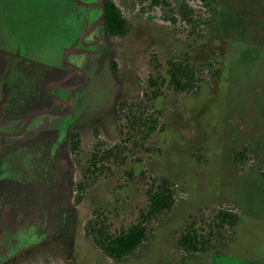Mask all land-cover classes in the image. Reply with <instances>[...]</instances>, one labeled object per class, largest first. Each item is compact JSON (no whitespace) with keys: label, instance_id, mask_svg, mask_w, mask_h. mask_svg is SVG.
<instances>
[{"label":"rangeland","instance_id":"1","mask_svg":"<svg viewBox=\"0 0 264 264\" xmlns=\"http://www.w3.org/2000/svg\"><path fill=\"white\" fill-rule=\"evenodd\" d=\"M82 1L0 0V92L9 88L10 116L18 117L9 133L35 110L63 111L28 89L46 77L40 86L44 93L50 80L60 82L68 75L65 52L82 45L93 11V24L100 17ZM114 1L131 23L130 32L111 39L100 25L94 33L100 39L97 52L69 58L70 64L83 66V79L77 78L71 89L55 90L69 98L76 119L40 116L24 135L6 140L11 155L4 171L9 178L0 180V244L5 231L15 238L8 249L13 256L4 264H264V60L255 72L245 71L254 55L247 38L264 39L263 6L217 0L214 8L225 14L216 25L214 10L202 1L179 0L200 21L212 20L190 33L186 24L166 19L169 9ZM179 55L189 56L196 69L197 92L177 94L166 83L157 112L160 127L147 144L150 152L110 165L74 203L73 186L81 172L71 159L68 133H80L83 162L98 141L117 144L119 102L139 100L149 77L157 76L156 68L165 73L167 61ZM24 60L40 61L45 68L36 65L24 76ZM13 65L19 70L12 74ZM3 79H9L8 88ZM58 140L54 152L52 142ZM240 154L245 158L240 160ZM160 179L172 184L173 207L149 222L148 238L133 256L109 259L87 237L88 221L99 214L110 232L127 229L148 209L147 190ZM220 209L241 219L227 248L218 256L186 258L175 244L184 225L200 223Z\"/></svg>","mask_w":264,"mask_h":264},{"label":"trees","instance_id":"2","mask_svg":"<svg viewBox=\"0 0 264 264\" xmlns=\"http://www.w3.org/2000/svg\"><path fill=\"white\" fill-rule=\"evenodd\" d=\"M134 6L146 5L148 8L169 9L171 15H165L167 20L174 24L181 23L190 27V33L200 29V22L206 26L212 24L207 18L200 21L192 7L188 3L173 5V0H126ZM210 10H214V0H201ZM105 18L103 21L107 35L111 39L123 38L131 28V23L126 19L114 0H106L104 3ZM156 67V64L154 65ZM157 76L151 75L148 85L142 90L139 100L119 102L117 118L119 122V142L114 146H107L103 141H98L87 156L85 162L81 161L82 138L79 132L70 134V150L74 161L81 172V180L76 184L78 192L76 203H80L85 191L93 186L110 165H120L130 155L150 152L147 146L154 134L159 130L160 117L157 115L161 97L164 95V86L177 94H194L199 88V81L195 67L190 62L189 56H175L167 61L165 73L162 68H156ZM245 158L240 154L239 159ZM148 193V209L143 211L134 223L127 229L112 233L106 222L99 214L89 220L86 225V235L90 241L102 251L109 259L121 262L133 256L148 238L149 222L157 219L161 214L169 211L175 202V194L172 184L166 179L153 182ZM240 216L229 210H218L208 218H202L199 222L186 223L176 245L178 249L190 257L197 254H209L216 251L221 244L227 241V237L239 224ZM226 244V243H225ZM224 244V245H225Z\"/></svg>","mask_w":264,"mask_h":264},{"label":"flooded vegetation","instance_id":"3","mask_svg":"<svg viewBox=\"0 0 264 264\" xmlns=\"http://www.w3.org/2000/svg\"><path fill=\"white\" fill-rule=\"evenodd\" d=\"M215 1H217V0H214V3H215ZM242 1L244 3H245V1H247L248 3H250V5L251 4L253 5V3H255L254 5H256V7H258V8H259V6H263V16H264V4H262V0H242ZM105 2H106V0H83L80 5L83 6L84 8L92 9V11L93 10H98L99 11V15L96 14V16H100L98 18V20H99L102 17V8H101V6L102 5L104 6V3ZM182 2H185V1H182ZM182 2H179V3H182ZM258 2H261V5L260 4H257ZM202 3L205 5V3L203 1H202ZM263 3H264V0H263ZM222 7H223V5L221 4V8ZM157 8H159V7H157ZM95 12L96 11H93V14L90 15V17L88 19V23L89 22L90 23L88 24V26L85 27V29H86L85 31L89 30L95 24V23L93 24V22H91L93 20V16L95 17ZM224 14H225L224 11L218 12V10H216L214 8V13H213L212 16L214 17V23L216 25H219L217 23V19L220 18V17H222ZM104 18H105V15L100 20V22L97 24L96 28L90 34H88L84 38V40L82 41V45L80 47H77V48L76 47L74 48L73 46L70 47L71 49L81 50V51H85V52L73 54V55H70L68 57V59H67L68 62H65V63L68 66V68L70 69V71H69L68 75L66 76V78L64 80H62L60 82H57L59 80H56V79L50 80L47 83V85L45 87V90H44V93H43L42 88L40 86L46 80L45 79L46 77H44V78H42L40 80V83L37 84V85H40V86L37 87L34 84L32 87H30V90L28 89V93L31 94L32 96L35 95L34 97L37 96L38 99H40V98H46V99H43V100L44 101L45 100H48V102H50L51 104H54V105H56V106H58L60 108H63V111H59L57 109V107H55L54 109H51L50 108L51 110H47V109L46 110H35L32 113H30L29 115L28 114L26 115L25 120L22 123V125H21V127H20V129L18 131H15V133L14 132L13 133H9L8 132V126H10V125L13 126V124L15 123L14 121H16L18 117H12V116H10V110H11V106H12L11 103H12L13 99L11 97V93H10V90L8 88V86H9L8 85L9 79H5L7 81V83H5L6 85L4 87H6L8 89L6 91L0 92V180H4V179L7 180L9 178L8 173L7 172L4 173L5 168L8 166V162H9L10 155H11V153L9 152L10 151V148H9L10 146L7 144V141H6L8 138H11V137H20V136L24 135L28 131V128L31 125V122L35 118L40 117V116L59 117V118L67 119L68 122H71V121L73 122L76 119V116L77 115H75L73 113V110L71 108V104H70L69 98L67 96L66 97H63V98L62 97H59L57 91H55V90H67V89H71L72 88L71 83H73L74 81H77V78L80 79L78 81H81L83 79V73H85V70H84L83 66L80 65L79 62H76L77 64H74V63L73 64H70L69 58L71 56L89 55V54H94L95 52H97V50L99 49V46H100V39L94 33H95L96 29L100 25H103V27H104V24H103ZM202 26H205L206 27L205 23H203ZM104 31H105L106 36L109 37L107 35V33H106L105 28H104ZM218 34L221 37H226V35H222V33H218ZM254 35L255 34H252L251 36H249L247 38V42L249 43V45L251 46V48L254 50V51H252L254 53L253 58L250 60L248 66L246 67L247 69L245 70L243 68L246 71V73H248V74H251V73L255 72L256 66L258 65V63H260L261 61L264 60V39L263 40H260V39L256 38V40H254V37H253ZM230 41L231 42H235L234 40L232 41V39H230ZM234 45H235V43H234ZM234 47H235L236 54H238L239 53V51H238L239 50V47H237L236 45ZM70 48H68V50H70ZM234 57H231L229 59V62H228V64L231 67V69H233L232 66H233V63L235 62L234 61ZM77 58H81V57H77ZM35 60H37V59H35ZM34 63H36V64H34ZM36 65H37V69H39V70H41V67L45 68V65L42 64L40 61L35 62L34 60H28V61H25L24 60L23 61V64L20 66V67H22V68H20L21 69V73L24 72V76H26L29 72H31V74H32V72L36 68ZM31 66H32V69L30 70V67ZM18 70H19V66L18 65H13V69H12L11 73L12 74L14 72L17 73ZM53 70L56 71L57 69H53ZM21 79L22 80L19 81V85L21 86V83H22V85H23L22 87H24V84H25L24 81H26L27 79H26V77H24V79L23 78H21ZM51 84H60L64 88H60V87L57 88V87H55V88H52L50 90V92H48V87ZM19 85H18V87H19ZM77 86L78 85H76L75 87H77ZM41 92L43 93V95L41 94ZM45 95H47V97ZM39 111L48 112L50 114L49 115L44 114V115L35 116L34 118H32V120L26 126L27 119L29 118V116L32 115L33 113L39 112ZM54 112H56V113H54ZM75 131L76 130L70 131L68 133V136H67V139H66V142H67V145H68V150H69L71 159H72V161L74 163H75L74 157L72 156V153H71V150H70L71 147H70V139H69V137H70V134L72 132H75ZM76 132H78V131H76ZM58 143L60 144L61 142L59 140L52 142V148H53V151L54 152L58 149L57 148ZM73 187H74L75 194L77 196L78 192L76 190V186L74 185ZM74 203H76V197L74 198ZM240 220H239V224H240ZM2 234L3 235H2V242L0 244V248L1 249L4 248L5 249V252L3 251L4 253H2V250L0 252V264H4L5 262L8 261V259H11V257L13 256L12 253L8 252V249L10 247V242L13 241V239L15 238L14 234L13 233H9L8 231L3 232ZM231 239H232V236L227 237V241H225L223 244H221L216 251H214L212 253H209V256L210 255H214V256L221 255L222 252H223L222 250L224 248H227L226 246L231 241ZM176 242H175V244H176ZM176 248L178 249L177 245H176ZM181 253L182 254H185L184 256H186V258H187V256H188V258H193L194 256H197V255H199V256L200 255H202V256L203 255H205V256L208 255V254H197V255H194V256L190 257L186 253H183V252H181Z\"/></svg>","mask_w":264,"mask_h":264},{"label":"water","instance_id":"4","mask_svg":"<svg viewBox=\"0 0 264 264\" xmlns=\"http://www.w3.org/2000/svg\"><path fill=\"white\" fill-rule=\"evenodd\" d=\"M101 8H102V17H101V19H102V18L104 17V15H105V8H104L103 5L101 6ZM101 19H99V20L93 25V27H91L89 30H87V31L84 32V34H83V36H82V41L84 40V38H85L88 34H90V33L96 28L97 24L100 22ZM82 52H85V51L75 50V49H70V50H68V51L65 52V55H64V61H65V62H68L67 59H68V57H69L70 55L77 54V53H82ZM55 87H57V88H58V87H60V88H64V87L61 86L60 84H51V85L48 87V92H50V90H51L52 88H55ZM44 114L49 115L50 113H48V112H44V111H39V112H35V113H33V114L30 115L29 118L27 119L26 126L29 124V122L32 120V118H34L35 116H38V115H44Z\"/></svg>","mask_w":264,"mask_h":264}]
</instances>
